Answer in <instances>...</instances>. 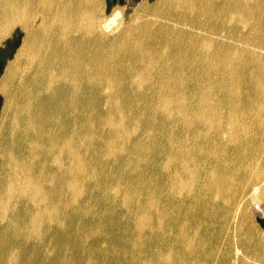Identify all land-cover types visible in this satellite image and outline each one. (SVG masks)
<instances>
[{"label":"bare ground","instance_id":"1","mask_svg":"<svg viewBox=\"0 0 264 264\" xmlns=\"http://www.w3.org/2000/svg\"><path fill=\"white\" fill-rule=\"evenodd\" d=\"M96 3L0 0L30 91L0 128V264L83 216L57 264H264V0H158L118 39Z\"/></svg>","mask_w":264,"mask_h":264},{"label":"rangeland","instance_id":"2","mask_svg":"<svg viewBox=\"0 0 264 264\" xmlns=\"http://www.w3.org/2000/svg\"><path fill=\"white\" fill-rule=\"evenodd\" d=\"M158 0L152 2L148 0H140L138 2H133L132 0H97V15L100 18L109 19L115 13H120V27L119 30H113L111 33H106L107 38L118 39L120 32L123 29L129 28V26L136 25L139 22L152 21V16L150 15L151 9L157 4ZM23 34L20 33V30L14 31L11 36L7 37L0 43V59L4 60V68L0 74V128L3 121V117H7L11 114L13 108L20 104L23 99L19 97V94L25 93L29 94L30 91H15V88L8 80V67L10 63L15 60V57L18 53V49L21 45ZM112 39H104V43L110 42ZM264 204V199L258 198L256 195L249 196L242 204V211H245L254 230L253 236L261 238L264 236V229L257 223L256 217L254 216L251 208L255 204ZM67 216V214L65 215ZM71 214L68 216L70 217ZM86 220V217H78V221L82 224H78V231H74L76 226L72 231H69L68 224L65 228H59L56 232L52 228H45L39 238H35L36 243H41L37 248H32L21 254L23 258L20 259V264H24V261L28 264H57L56 257L57 254L64 251V247L61 245L66 237L69 235L72 236L73 241L80 239L82 233L80 232V226H82ZM68 221V220H67ZM88 239V238H87ZM263 241V240H262ZM44 242L46 244L47 255H43L40 251ZM264 242V241H263ZM39 250V252H38ZM69 250V248H68ZM75 255L73 254L63 255V257L69 261ZM49 257V258H48Z\"/></svg>","mask_w":264,"mask_h":264},{"label":"clouds","instance_id":"3","mask_svg":"<svg viewBox=\"0 0 264 264\" xmlns=\"http://www.w3.org/2000/svg\"><path fill=\"white\" fill-rule=\"evenodd\" d=\"M120 19H121L120 13L118 12L115 13L109 19H107L105 22L102 23L101 29L106 33H111L113 32V30L118 31L120 27L119 24ZM254 207L258 212L264 211V208H261L259 204H255Z\"/></svg>","mask_w":264,"mask_h":264},{"label":"water","instance_id":"4","mask_svg":"<svg viewBox=\"0 0 264 264\" xmlns=\"http://www.w3.org/2000/svg\"><path fill=\"white\" fill-rule=\"evenodd\" d=\"M133 2H138L140 0H132ZM150 2H152L153 0H148ZM3 68H4V60L1 58L0 59V74L1 72L3 71ZM257 221L259 222L260 226L264 229V219H257Z\"/></svg>","mask_w":264,"mask_h":264}]
</instances>
